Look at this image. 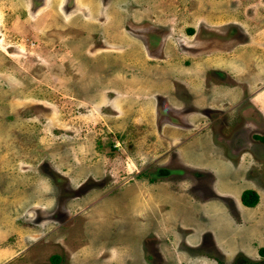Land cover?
I'll return each instance as SVG.
<instances>
[{"label": "rangeland", "instance_id": "rangeland-1", "mask_svg": "<svg viewBox=\"0 0 264 264\" xmlns=\"http://www.w3.org/2000/svg\"><path fill=\"white\" fill-rule=\"evenodd\" d=\"M252 133L264 0H0V264H264Z\"/></svg>", "mask_w": 264, "mask_h": 264}, {"label": "trees", "instance_id": "trees-1", "mask_svg": "<svg viewBox=\"0 0 264 264\" xmlns=\"http://www.w3.org/2000/svg\"><path fill=\"white\" fill-rule=\"evenodd\" d=\"M240 199L245 206H254L258 200V195L255 191H252V189H245L241 192ZM260 254L264 255V249H260ZM49 259L50 263L47 264H61L58 255H51ZM254 264H256V262Z\"/></svg>", "mask_w": 264, "mask_h": 264}, {"label": "flooded vegetation", "instance_id": "flooded-vegetation-1", "mask_svg": "<svg viewBox=\"0 0 264 264\" xmlns=\"http://www.w3.org/2000/svg\"><path fill=\"white\" fill-rule=\"evenodd\" d=\"M190 32L192 33V29H190ZM190 33V34H191ZM160 41H164V40H167V39H165V37H161V39H159ZM187 105H189V102H187L186 103ZM192 104V108L191 109H193V107H195L194 106V103H192V95L190 96V105ZM189 105V106H190ZM197 108V107H196ZM253 123V122H252ZM245 124H247V123H245ZM199 125H200V123H199ZM206 127H208V126H206ZM205 128V127H204ZM206 129V128H205ZM204 129V130H205ZM251 138L253 139V140H255V141H258V142H261L260 144H262L263 146H264V134H261V135H258L257 133H252L251 134ZM218 141H223V139H218ZM241 140L239 139V138H237V141H234V142H231V146H237L238 147V143L240 142ZM224 144H225V146H224V148L226 147V141L224 140ZM222 145V144H221ZM240 146V145H239ZM227 151V150H226ZM264 256V255H263Z\"/></svg>", "mask_w": 264, "mask_h": 264}, {"label": "crops", "instance_id": "crops-1", "mask_svg": "<svg viewBox=\"0 0 264 264\" xmlns=\"http://www.w3.org/2000/svg\"><path fill=\"white\" fill-rule=\"evenodd\" d=\"M195 104V103H194ZM201 106H203V105H201ZM195 107H197V108H200V107H198L197 105L195 106ZM205 107H201L200 109H204ZM204 127H205V125H204ZM206 128V127H205ZM237 138L238 137H234L232 140H227L226 142L228 143L227 144V148H229V146H231L230 144H231V142H234V141H237ZM191 141V140H190ZM229 141V142H228ZM230 143V144H229ZM232 147V146H231ZM232 148H234V147H232ZM237 148V147H236ZM160 195V194H159ZM162 198H163V196H162Z\"/></svg>", "mask_w": 264, "mask_h": 264}, {"label": "water", "instance_id": "water-1", "mask_svg": "<svg viewBox=\"0 0 264 264\" xmlns=\"http://www.w3.org/2000/svg\"><path fill=\"white\" fill-rule=\"evenodd\" d=\"M234 137H238L237 134H236ZM234 137H233V138H234ZM260 145L263 146L262 144H260ZM242 147H243V146H242ZM242 147H237V149H241ZM249 148L253 150V148H252L251 145L249 146ZM229 149L232 150L231 146H229ZM257 156H262V155H259V154H258Z\"/></svg>", "mask_w": 264, "mask_h": 264}, {"label": "clouds", "instance_id": "clouds-1", "mask_svg": "<svg viewBox=\"0 0 264 264\" xmlns=\"http://www.w3.org/2000/svg\"><path fill=\"white\" fill-rule=\"evenodd\" d=\"M240 201H241V199H240ZM242 203V202H241ZM244 205V204H243Z\"/></svg>", "mask_w": 264, "mask_h": 264}]
</instances>
